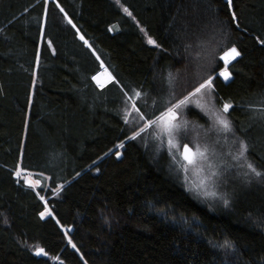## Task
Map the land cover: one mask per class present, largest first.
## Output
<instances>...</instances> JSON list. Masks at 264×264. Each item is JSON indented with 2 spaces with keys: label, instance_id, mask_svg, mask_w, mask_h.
Listing matches in <instances>:
<instances>
[{
  "label": "trees",
  "instance_id": "obj_1",
  "mask_svg": "<svg viewBox=\"0 0 264 264\" xmlns=\"http://www.w3.org/2000/svg\"><path fill=\"white\" fill-rule=\"evenodd\" d=\"M118 1L130 16L112 0H0V264H264V176L211 209L128 139L121 112L137 90L141 111L159 115L215 75L216 100L234 105L228 118L264 173V0ZM232 46L241 55L225 82ZM105 69L119 84L97 86ZM20 166L48 176L51 215Z\"/></svg>",
  "mask_w": 264,
  "mask_h": 264
},
{
  "label": "snow or ice",
  "instance_id": "obj_2",
  "mask_svg": "<svg viewBox=\"0 0 264 264\" xmlns=\"http://www.w3.org/2000/svg\"><path fill=\"white\" fill-rule=\"evenodd\" d=\"M227 4L231 9L233 6V0H227ZM61 11H63V9H61ZM125 11H127V9H125ZM230 14L232 19L235 21L237 19L236 13L232 11ZM129 15H131V13H129ZM68 23L71 24L72 21L69 19ZM73 27H75V25H73ZM80 39L84 40V37L80 36ZM85 43H87V41H85ZM149 43L156 44V41L149 38ZM261 43L264 44V41H261ZM48 44L49 46H51V41H49ZM158 46L159 45H157V47ZM89 47H91V45H89ZM240 55V51L235 46H232L231 48L227 49V51H225L222 56H220V59L225 63V68L219 73V76L223 77L225 81L229 80L232 76V73L228 71L227 66L232 61H235ZM105 76V80H101L98 76H94L92 77V79L95 80L101 88L105 86V83L119 84V81H117L115 77L111 75V73H108L106 69ZM216 78L217 77L209 76L202 83H200L198 87H195L193 91L188 92V94L182 99H177L174 103L171 102V100L166 102L163 110L159 111V115L153 114L151 117L146 115V113L141 111V108L137 106V101H142L145 106H147V100L145 99L148 96L147 93H143L137 90H132L133 95L131 96L125 93L127 102L131 103L132 111L137 114L140 121H144L143 126L139 127L138 131H134L133 135L128 137V139L135 140L138 137H141L142 133L152 130L154 139L159 141L160 146L164 147L166 145L173 162L177 161V159H180L186 163L187 166H182L183 172L185 173V183H189L187 175L189 172V168L201 165L199 171L204 173V178L199 182L192 183L189 187V191H193L198 196H203L204 198L211 197L213 199H221L223 200L224 205L227 206L229 204L228 199L214 190L217 184L218 177L222 175L220 166L215 165L213 160V158L217 155L215 150L210 149L208 145L201 147L200 144L196 143L192 147H190L188 143H181L182 140L188 139L189 133L191 131H194L196 127H202L193 126L191 125V122L182 120L181 110L188 108V106L192 103L193 97L203 96L204 93L212 96L213 101H215L217 97L215 96L216 87L214 84V80ZM169 79L170 81L172 79L171 73L169 74ZM121 90H123V86H121ZM159 103L160 101L158 100L152 101V104L154 106ZM197 106L210 112L213 117L214 122L212 128L208 129L207 134H218L220 132H223L230 133L233 137H235L233 122L228 118L230 109L234 107L233 104L224 102L221 109H215L214 103L212 105V108H208L207 104H199V102H197ZM125 123H128L127 119L125 120ZM198 135L199 133L197 132V136ZM215 143L216 145H219V140H217ZM234 143L238 144L236 153L233 154L232 152H228L227 156L230 157L232 161H235L237 163L236 165L228 164L227 167H246L248 171L244 173L245 176H248L250 173L254 174L257 177L264 176V173L257 171L256 167L248 161V143L245 140H241L239 138H236ZM118 147H123V144L119 145ZM117 155L119 156V153H117ZM241 161H243V163H241ZM15 175L17 178L23 179L24 182L27 183L31 188L40 186L39 180L30 179L33 173L28 172L27 169L18 168ZM210 185L212 186L213 190H210ZM37 195H39V193H37ZM39 198L41 200H44L43 196H40ZM45 215H51V213L47 210L41 213V217H44ZM72 246L73 248L76 247L74 244ZM224 247H232L231 242L225 241ZM36 255H47V253L43 248H38L36 250Z\"/></svg>",
  "mask_w": 264,
  "mask_h": 264
},
{
  "label": "rangeland",
  "instance_id": "obj_3",
  "mask_svg": "<svg viewBox=\"0 0 264 264\" xmlns=\"http://www.w3.org/2000/svg\"><path fill=\"white\" fill-rule=\"evenodd\" d=\"M114 3H116L119 8L129 15L128 10L125 11V7H123L118 0H112ZM130 16V15H129ZM111 31L116 32L119 29L118 24H114L111 26ZM223 54H221L222 56ZM209 57L207 52L199 53L197 56H194V66L196 67V75H201L202 74V67L204 66L203 61L204 59L206 60ZM224 62V61H223ZM105 67V65L102 66L101 70ZM225 68V66H224ZM220 70L218 74L224 70ZM201 69V70H199ZM201 71V73H200ZM184 77L189 76L188 69L183 71ZM195 75V74H194ZM197 76V78H198ZM215 76V75H213ZM95 81V80H94ZM203 82V81H202ZM201 82V83H202ZM96 83V81H95ZM97 84V83H96ZM110 83H106L105 86H107ZM97 86L101 88L98 84ZM104 86V87H105ZM199 84L196 86L198 87ZM35 89V80L34 84L32 86V92ZM192 89L191 91H193ZM190 91V92H191ZM188 94V93H187ZM186 94V95H187ZM185 95V96H186ZM184 97V96H183ZM182 97V98H183ZM180 98V99H182ZM197 102L199 104H207L208 108H212L213 103L215 104V109H221L223 103H218L217 100L213 101V97L209 96L207 93H204L203 96H197L192 98V103L188 106V108L181 110V119L182 120H187L191 122V125L193 126H202V127H196L194 131H191L189 133L188 139H184L181 141V143H188L190 147H192L194 144L198 143L201 145V147H204L205 145H208L210 149H214L215 152L217 153L216 157L213 158L215 165L220 166L222 170V175H220L217 179V184L215 187V191H217L219 194L223 195L225 198H230V195L236 191H239L241 188H244V186L250 181V179L256 180L258 179L257 176L254 174H249L248 176H245L244 173L248 171V169L245 168H240L238 166H233V167H227L228 164L236 165L237 162L232 161L230 157L227 156L228 152H232L233 154L236 153L238 144L234 143L236 138H239L241 140H244L237 131L235 130V137H233L230 133H223L220 132L218 134L216 133H208V129L212 128L213 125V117L210 112L207 110L201 109L200 107L197 106ZM122 114L124 115V119L128 120L127 126H128V131L130 133V136L133 135L134 131H138L139 127H142L144 124V121H140L138 119V116L135 112L132 111L131 109V103L127 102L121 109ZM130 113V115H129ZM197 132L199 135L197 136ZM144 146L145 149H147L150 154L153 156L155 161H161V160H166V162H169L170 167L174 170L176 174H178L180 180L182 181L185 189L196 199L201 201L203 204H206L209 206L211 209H216L217 206H224L223 200L221 199H213L211 197L209 198H204L203 196H198L195 192L189 191V187L191 186L192 183L199 182L201 179L204 178V173L200 172L199 169L201 165H197L196 167H191L189 168L188 172V181L189 183H185V173L183 172L182 166H187L185 162H183L180 159H177V161L173 162L171 156L169 155V152L167 150L166 145L164 147L160 146L159 141L154 139V134L152 130H149L148 132L142 133L141 137H138ZM219 140V145H216V141ZM123 144L120 143L119 145ZM118 145V146H119ZM116 147L115 150L113 151L114 154L121 153L123 147ZM124 146V144H123ZM195 150V149H193ZM248 161L251 162L255 167L256 165L250 160L249 155H248ZM243 163V161H241ZM21 168V166L19 167ZM257 168V167H256ZM257 170V169H256ZM30 173H33V175L30 177L32 180H39L40 181V186L34 189L37 193H39V196L44 197V204L46 206L45 211H49L52 214V211L48 205V197L47 193L49 190V178L47 175L31 170H27ZM42 174V175H41ZM16 176V175H15ZM19 180L23 181V179L18 178ZM28 186L27 183L24 182ZM210 190L212 189V186H209ZM58 190V191H57ZM53 191V197H57L60 193V189H57ZM46 201V203H45ZM44 211V212H45ZM48 215H45L46 217ZM66 232V230H65Z\"/></svg>",
  "mask_w": 264,
  "mask_h": 264
},
{
  "label": "water",
  "instance_id": "obj_4",
  "mask_svg": "<svg viewBox=\"0 0 264 264\" xmlns=\"http://www.w3.org/2000/svg\"><path fill=\"white\" fill-rule=\"evenodd\" d=\"M228 71H229V70H228ZM112 75H113V74H112ZM113 77H114V75H113ZM221 78L223 79V77H221ZM115 79H116V78H115ZM231 79H232V76H231V78H230L229 80H227V81H225L224 79H223V80H224L225 82H229ZM117 157H118V158H121V157H122V154L120 153L119 156L117 155Z\"/></svg>",
  "mask_w": 264,
  "mask_h": 264
},
{
  "label": "bare ground",
  "instance_id": "obj_5",
  "mask_svg": "<svg viewBox=\"0 0 264 264\" xmlns=\"http://www.w3.org/2000/svg\"><path fill=\"white\" fill-rule=\"evenodd\" d=\"M106 67V66H105ZM113 76V75H112Z\"/></svg>",
  "mask_w": 264,
  "mask_h": 264
}]
</instances>
